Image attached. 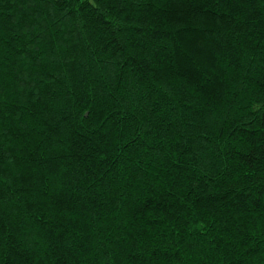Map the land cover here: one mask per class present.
I'll use <instances>...</instances> for the list:
<instances>
[{"label": "trees", "instance_id": "trees-1", "mask_svg": "<svg viewBox=\"0 0 264 264\" xmlns=\"http://www.w3.org/2000/svg\"><path fill=\"white\" fill-rule=\"evenodd\" d=\"M0 264H264V0H0Z\"/></svg>", "mask_w": 264, "mask_h": 264}]
</instances>
